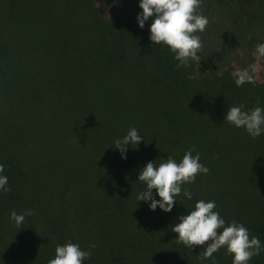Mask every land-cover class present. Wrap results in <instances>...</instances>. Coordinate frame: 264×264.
Wrapping results in <instances>:
<instances>
[{
  "label": "trees",
  "instance_id": "obj_1",
  "mask_svg": "<svg viewBox=\"0 0 264 264\" xmlns=\"http://www.w3.org/2000/svg\"><path fill=\"white\" fill-rule=\"evenodd\" d=\"M94 2L0 0V175L11 188L0 190V264H47L67 242L91 252L82 264H213L171 231L198 200L264 247V133L224 121L231 106L264 109V89L240 91L223 73L197 86L192 60L178 69L150 41L152 18L140 28L134 8L104 15ZM132 127L143 138L122 159L114 141ZM189 148L209 169L182 185L192 199L182 191L170 212L137 201L146 163ZM26 210L17 226L10 213ZM213 258L232 259L224 248ZM248 264H264V250Z\"/></svg>",
  "mask_w": 264,
  "mask_h": 264
},
{
  "label": "clouds",
  "instance_id": "obj_2",
  "mask_svg": "<svg viewBox=\"0 0 264 264\" xmlns=\"http://www.w3.org/2000/svg\"><path fill=\"white\" fill-rule=\"evenodd\" d=\"M201 0H140L139 8L142 10L136 17L138 26L144 28L145 21L152 18L149 27V39L156 45H164L174 53V59L179 61L176 67H188L190 60H199L197 53L201 48L200 37L194 35L203 32L208 25V18L196 14ZM257 59L264 58V43L256 46ZM258 71L256 65L247 69H238L233 75L235 85L240 87L245 83L254 82V74ZM259 104V98H257ZM224 121L244 128L253 138L264 133V109L257 106L244 110L243 105L228 108ZM138 130L129 128L122 139L114 141L115 148L122 156L126 152V145H138L142 140ZM194 148H189L182 159L177 162L173 157L163 159L159 165L154 161L147 162L140 170L138 181L146 185V190L137 196V201H151L150 210L159 207L164 212H170L176 202V197L183 191L187 199H192L189 189L182 185L191 184L198 174H207L209 169L200 163V153L193 155ZM4 165L0 164V173H3ZM7 176L0 175V190L7 193L11 191L7 187ZM156 190L159 200L153 198L152 190ZM215 201L198 200L187 215H179V223L171 228L177 234V243L186 247L201 246L203 250L198 254L201 259H213V254L221 248L232 257V264H248L252 257L260 254L264 247L258 237L250 236L249 230L235 220L226 224V221L215 211ZM31 210L23 214L16 211L10 213V219L20 226L25 216L32 215ZM90 248H95L91 244ZM91 256L90 251L81 250L79 244L67 242L57 245L55 258L49 259L47 264H82L83 260Z\"/></svg>",
  "mask_w": 264,
  "mask_h": 264
},
{
  "label": "rangeland",
  "instance_id": "obj_3",
  "mask_svg": "<svg viewBox=\"0 0 264 264\" xmlns=\"http://www.w3.org/2000/svg\"><path fill=\"white\" fill-rule=\"evenodd\" d=\"M139 2L95 0L94 4L104 15H118L129 8L141 12ZM196 14L207 17L209 21L203 32L194 33L200 37L202 45L197 53L200 59L192 60L191 75L200 81L197 86H203L202 81L209 73H223L225 78L235 81L233 73L236 70L256 65L258 71L254 74V82L240 87L264 89V58L258 60L256 53V46L264 43V0H201ZM240 87L236 86L241 91ZM208 97L213 100L210 91ZM237 130L242 135L247 134L244 129ZM262 181L257 179L258 183ZM227 259L232 264V259Z\"/></svg>",
  "mask_w": 264,
  "mask_h": 264
}]
</instances>
